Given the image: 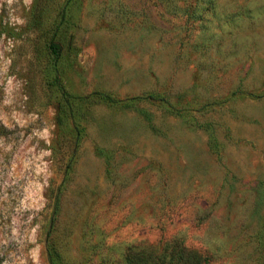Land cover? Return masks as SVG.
Here are the masks:
<instances>
[{
	"label": "rangeland",
	"instance_id": "rangeland-1",
	"mask_svg": "<svg viewBox=\"0 0 264 264\" xmlns=\"http://www.w3.org/2000/svg\"><path fill=\"white\" fill-rule=\"evenodd\" d=\"M49 232L62 264H264V0H0V264Z\"/></svg>",
	"mask_w": 264,
	"mask_h": 264
},
{
	"label": "trees",
	"instance_id": "trees-1",
	"mask_svg": "<svg viewBox=\"0 0 264 264\" xmlns=\"http://www.w3.org/2000/svg\"><path fill=\"white\" fill-rule=\"evenodd\" d=\"M64 19H65V8H63L61 12L60 22L54 27L53 33L49 39L48 48L50 51V64L52 66L55 75L53 85L56 88H58V91L61 94L62 106L60 109V113L62 115H68V112L72 111V105L70 102L71 95L65 91L58 77V63L62 56V48L60 44L55 40L58 32L60 31V24H63ZM98 96L101 98V100L107 103H112V104L121 103L119 99H116L106 94L99 93ZM80 100H84V99H80ZM141 100H159V96L155 94H149L145 97L138 96L132 98L130 101L132 102V101H141ZM59 123H62V118L61 121H59ZM83 131L84 128L81 127L80 125H77L76 132L78 136L81 135ZM78 142H79V138H77V143ZM74 152L76 151L74 150ZM74 152L73 154H71L72 157H74ZM71 159H70V163H68V165L66 166L65 175H68L72 168ZM61 192H62V185L58 187L57 193L54 198L52 222H54L56 218L55 214L58 212ZM53 225L54 224L51 223V228ZM46 242H47V256H48L49 264H62L63 262L62 258L56 249V245L53 242V239L51 238L50 232L47 235ZM152 253L153 252H148L145 250H141L137 252L129 251L125 257V264H208L207 258L201 252L186 247L182 241L176 239L164 242L161 245L160 250L158 252L154 254Z\"/></svg>",
	"mask_w": 264,
	"mask_h": 264
}]
</instances>
